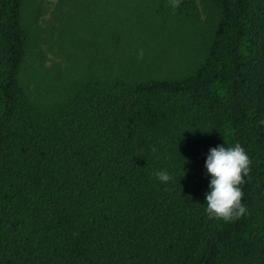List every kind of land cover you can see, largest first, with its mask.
<instances>
[{
  "label": "trees",
  "instance_id": "16d2710c",
  "mask_svg": "<svg viewBox=\"0 0 264 264\" xmlns=\"http://www.w3.org/2000/svg\"><path fill=\"white\" fill-rule=\"evenodd\" d=\"M0 264H264V0H0Z\"/></svg>",
  "mask_w": 264,
  "mask_h": 264
},
{
  "label": "clouds",
  "instance_id": "9594fccd",
  "mask_svg": "<svg viewBox=\"0 0 264 264\" xmlns=\"http://www.w3.org/2000/svg\"><path fill=\"white\" fill-rule=\"evenodd\" d=\"M171 7H179L181 0H170ZM143 58V50L138 53ZM187 162L186 158L184 163ZM251 160L245 149L236 143L226 147L218 145L209 149L205 161L207 172L211 176L210 191L206 193V213L209 219L234 221L247 214V208L242 204L244 193L241 185L244 177L250 172ZM161 182H168L172 177L166 171L155 173ZM183 175L185 170L183 169Z\"/></svg>",
  "mask_w": 264,
  "mask_h": 264
},
{
  "label": "rangeland",
  "instance_id": "374dc122",
  "mask_svg": "<svg viewBox=\"0 0 264 264\" xmlns=\"http://www.w3.org/2000/svg\"><path fill=\"white\" fill-rule=\"evenodd\" d=\"M43 1V3L46 5V8H47V12H48V14H49V11H50V9L52 8V6H53V4H54V2L56 1V0H42ZM47 16V15H46ZM48 56H51V53H48Z\"/></svg>",
  "mask_w": 264,
  "mask_h": 264
}]
</instances>
